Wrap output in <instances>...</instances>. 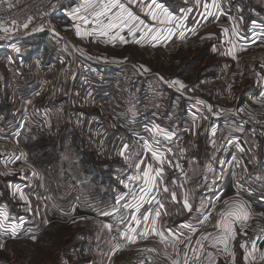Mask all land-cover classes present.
Instances as JSON below:
<instances>
[{
  "label": "crops",
  "instance_id": "crops-1",
  "mask_svg": "<svg viewBox=\"0 0 264 264\" xmlns=\"http://www.w3.org/2000/svg\"><path fill=\"white\" fill-rule=\"evenodd\" d=\"M121 2L144 21L142 30L133 35L127 28L113 29L107 35H101L96 31L98 25L92 22L93 10L81 8L85 0H73L64 4L60 10L62 22L57 23L56 30L58 51L49 56L45 47H42L41 61H36L37 54L26 59L29 56L25 57V54H33L34 51L30 46H21L19 43L21 39L37 35L36 33L24 30L23 38L18 39L14 37L12 30L0 28V69L5 68V77H0V131L3 129L8 132L17 127L21 131L23 120L27 121L24 118L26 108L35 105V112L40 113L41 110L51 118L54 129H62L58 138L59 142L64 143L63 139L67 135L65 118L67 113L72 112L69 105L76 102V109H72L76 116L96 120L97 129L92 131L105 135L106 144L99 145L98 148L118 151L116 156H110V161L107 160L110 168L108 175L98 169L100 163H97V168L93 166V173L84 176L80 172L73 175L43 173L42 176L35 177V185L26 193L21 189L24 187L23 181L6 168V174L0 175V211L7 212L8 219L0 217V222L5 225L4 229H0V255L7 251L8 246L25 244L28 264L35 263L39 251L43 255L39 264H141L136 252L138 247L144 245L160 249L172 260H179L180 264H184L185 252L188 264H264V260L260 259L264 255V239H259L244 228L251 217L264 218V128L246 126L237 118L238 101L242 94L239 86L244 79L238 72L236 78H233L235 83L232 84L230 80L234 73L222 72L227 65L234 68L240 66L244 55H247L253 59V68L264 74V0H215L218 7L212 6L213 0H156L157 4L172 14L171 23L152 20L149 11H159L152 0H138L131 4L128 0ZM205 4L209 5L207 11ZM146 5H151V9ZM78 8L81 11L74 17L73 13ZM112 11L116 12L117 9ZM80 17H87L89 22L85 23ZM67 22L72 23V31H65ZM104 22L107 23V20ZM77 25L82 32L91 34L77 35ZM168 29L172 30L171 33ZM224 29L228 30L227 33ZM157 30L162 38L153 40L151 37ZM145 32L148 33L147 36L144 35ZM47 34L43 40L50 37ZM120 37L124 39L121 40ZM70 43L82 59L81 62H67L65 59L63 50L66 49L65 44ZM87 44L91 47L87 48ZM205 46H210L206 48L213 50L217 56L213 63L215 67L210 71L208 68L204 77L195 79L187 76L195 52ZM181 48L192 50V62L184 60V65L174 67V74L164 73L161 63L157 66V60L145 63L136 61L132 55L134 49L147 52L152 58L157 54L167 53L170 54L168 58L177 63L174 55ZM200 52L206 53L205 50ZM254 76V79L247 81V87H254L247 91V105L251 104L252 98L256 104L264 105V102L255 99L257 91L264 85V77L261 78L259 72L257 75L254 73ZM3 80L4 88L10 95L3 92ZM72 80V88L67 87V83ZM173 81H180L185 87L180 88ZM83 84H88L85 92ZM215 88H222V92L219 91L220 97L218 96L221 102L235 101V104L232 107H227L226 104L219 106L218 111L209 110L212 105L206 94L214 96L209 91ZM252 90L256 93H252ZM6 100L10 105L9 120L7 109L3 108ZM247 105L239 108L252 110ZM81 106H89V109L81 111ZM260 112L264 115V111ZM207 114L210 115L211 123L206 120ZM184 125L192 128V136L186 134L192 143L189 142L184 147L181 160H177L169 152L161 151L163 149L159 145L154 147L163 153V165L150 152L145 153L140 160L141 173L147 169L148 164H152L153 169L162 168V175L156 180L159 187L149 194L155 199L150 203H143L139 212L131 209L125 221L124 232L128 231L129 226L134 228L135 232H129V235L135 236V242L122 235L121 244L117 246L105 231L104 213L111 211L113 198L117 204L122 201L132 203L131 192L138 193L144 184L143 179H140L131 192L126 188L114 193V183L120 182L125 188L128 178V171L120 155L123 146L134 137L145 138L151 143L156 134L155 126L176 135ZM210 131L214 135L213 140H209ZM205 138L213 144L209 145ZM110 139L114 143L109 142ZM202 139L205 141H201ZM230 139L240 140L245 164L256 186V192L239 187L238 190L246 195V200L237 194L229 174L219 165V150ZM78 147L79 153L75 156L82 155L80 144ZM58 151L59 160L65 163L63 149L59 148ZM104 154L101 151L100 155ZM1 164L3 165L2 161ZM51 168L53 165L47 164L43 170L48 172ZM57 171L63 170L58 168ZM82 179L97 184H92L94 189L86 193ZM69 185H74V189H66ZM96 187L101 196L110 197V203L108 200L98 201ZM164 187L168 188L167 192L163 191ZM40 192H44L45 199L38 198ZM21 194L27 199H22ZM70 196L75 200L73 206L67 208L65 201ZM185 199L191 205V210L185 206ZM82 201L88 202L89 208H83ZM234 203H243L250 215L244 222L235 224L236 236L227 240L228 250L224 251V244L216 242V238L222 235V229L214 225L219 222L220 214ZM156 211L161 213L158 218L155 216ZM146 214L149 215L147 222L143 221ZM133 215L141 221L140 224L131 219ZM17 225L13 235L12 227ZM185 225H191V228ZM66 226L72 233L55 240L56 235ZM153 228L155 232L152 231ZM146 229L149 234L145 238L142 233ZM157 233H163V241ZM208 233L212 235L201 241V248L196 241ZM71 239L75 241L70 242ZM56 242L57 246L63 248L51 253L47 247L50 248ZM213 243H216L215 247L212 246ZM253 244L255 250L252 248ZM41 245L49 251H46V256ZM193 249L196 251L193 252ZM249 252L252 253L251 256H248ZM209 253L212 254L211 259ZM17 256L18 252L12 251L10 258L14 260Z\"/></svg>",
  "mask_w": 264,
  "mask_h": 264
},
{
  "label": "rangeland",
  "instance_id": "rangeland-1",
  "mask_svg": "<svg viewBox=\"0 0 264 264\" xmlns=\"http://www.w3.org/2000/svg\"><path fill=\"white\" fill-rule=\"evenodd\" d=\"M71 24H69L67 22V27H65V29H66L65 31H67V30L72 31V29H74V27ZM57 29L58 28L56 27V30ZM33 33H36L37 35L40 33H43L42 36L46 35L45 33H49L50 37L43 40V38H41V35H38V36L37 35H34V36L29 35V36L25 37V39H21L19 42L21 46H30L31 49H33V51H34L33 54H29V55L25 54V57L29 56V57H26V59H28V58L31 59L33 56H36L35 54H37L38 59L36 61H41V57H42L41 49H42V47H45V52H46V54H49V56H53L55 54V52L58 51L57 48H58L59 43H57V41H58L57 40V38H58L57 33L53 36L48 31L43 32V31L37 30V32H33ZM47 35H46V37H47ZM47 45L49 46V48ZM38 46L40 48H37ZM65 47H66V49L63 51L65 53L64 57L67 60V62L70 61L73 63H79L82 61V59L79 58V55H77V53L75 52V48H74L72 43L65 44ZM86 47L90 48L91 45L87 44ZM206 47H210V46H205V47H203L204 49L201 48V49L197 50L198 52L196 51L197 53L195 52V56H193V60H192L193 64L191 65L190 69L187 71V73H186L187 76L192 77V78L195 77V79H196V77L197 78L204 77L205 71H206L205 73L207 74L208 70L210 71V69L212 67H215L213 65V63L216 61L217 56L213 53V50L208 49ZM105 50H106V52H108L107 49H105ZM201 50H205L206 53L200 52ZM210 51H212L211 52L212 54L210 53ZM47 52H49V53H47ZM132 52H133L132 53L133 58L136 61L145 62V63H154L157 60V66L161 63L162 71L164 73H167V74H170V73L174 74V67L179 68L181 65H184V62L186 60H188V62H192L191 56H190L192 53V50L190 48H181L177 52V54L174 55L177 58V63L171 61V59L168 58V57H170V54H167V53H160V54H157V56H153L154 58H152L151 55L147 52H140L136 49L132 50ZM208 53H210V54L208 55ZM207 55H208V58L205 59L207 57ZM252 60H253L252 58H248L247 55H244L243 63L240 66L235 67L236 69L232 65H227V67L222 70V72L227 71L229 73H234V76L230 80L231 81L230 83H232V84L235 83V79L233 80V78H236V74L238 72H239L240 76L244 79V81L241 83L244 88L242 89V85L239 86V89H241L242 94L239 97L240 102L238 101V107H237L238 109H241V108H239L241 106L243 108L244 105H247V103L249 102V100L246 98L247 94H248L247 91L254 88V87H247V84H248L247 81L254 79V77H255L254 73H255V75H257V72H259L261 74V78H262V76L264 77V74H262L263 71L255 70L253 68L254 66L252 64ZM256 67H258V66H256ZM3 69H5V68L1 67L0 77L4 78L5 77L4 76L5 70L3 71ZM188 79H191V78H188ZM73 82H74V80L69 81L67 83V87L72 88ZM3 85H4L3 86V88H4L5 87L4 80H3ZM230 86H231V84H230ZM87 87H88V84H83L82 88H83L84 92L87 91ZM232 88H235V86L232 85ZM219 91L222 92V88H220V89L215 88L214 90H210L209 92L215 94L214 96H210V95L206 94L207 99H209L210 104L212 105L211 109L213 111H218V109H220L219 106H225V104H226V106L228 105L227 107H232V104H235V101H232V103L230 101L221 102V99L218 98V96L220 97ZM3 92L9 93V95H10V92L8 90H6V88L3 89ZM259 92L260 91H257V93H256V92H253V90H252V93H256V95H257V97H255V99L257 101H263L262 98H258ZM228 99L230 100V98H228ZM86 101H88V100H86ZM75 105H76V102L73 103V105L72 104L69 105V109H71L72 112H69L70 114L67 113L68 116H67V118H65L66 119L65 125H66L67 135H66V139H63L64 143H62V141L59 142V138H58L59 133L61 132L62 129L61 128L59 130L54 129L52 127L51 118H49L50 122H51V126L48 127V125L46 123L47 119L45 117H43V116H45L44 113L41 110H40V113L35 112V110H37L35 105L34 106L31 105L30 107L28 106L29 108L28 107L26 108L27 113H26L24 118H27V122L31 123L33 125V127H35L36 129H35L33 135H29L31 137L27 136V137H24L22 139L20 136L19 140L21 141V144L24 142L27 149L30 150L32 148V152L34 154H36V156H37V154H38V156L40 154V153H38L39 147L45 146V145L48 146V147L46 146L47 147L46 149L48 150L47 156L44 155L40 159H37L35 157V159L33 158V160H32L30 158V156L28 155V157L39 167V169L44 174L49 173V172L50 173H57L58 172L61 174L73 175V174H77L80 172L84 176V175L93 173L94 172L93 168H95L97 166V163H100V166H99L100 168H98V169L100 171H102V173L108 175L110 172L109 171L110 168H109V163L107 162V160L110 161L111 160L110 158L116 156L118 154V151H116V150L104 151L103 149L98 148V147L106 144L105 135L102 133L98 135V134H96L97 132L92 131V129L94 131H96V129H97V127L95 126L96 120H90L86 116H81V118L76 116V114H75L76 112L73 111L74 109H76ZM247 106H250L252 108V110H250L248 108L246 110H250L258 116L261 114V116H259V117L261 118V120L264 121V115H262V113L260 112V110L264 111L263 110L264 109L263 104H259V103L256 104V102L253 101V98H252L251 104H249ZM88 107L89 106H86V107L81 106V111H84L83 109H86V108L89 109ZM26 109H24V110H26ZM103 109H106V107ZM258 109H260V110H258ZM41 115H43V116H41ZM20 118L22 120L24 119L22 117H20ZM19 119H18V121H19ZM238 119L241 121L242 124L249 126V125L245 124L240 117H238ZM22 120H20V122ZM206 120L209 123H211L210 115L207 114ZM25 121L26 120L24 119L22 122L23 125H24ZM23 125H21V127H23ZM17 129H18V127H17ZM17 129L14 128L8 132L6 130L1 129L0 137L7 136V134L14 132ZM52 135H54V136L52 137ZM206 140L209 142V145H211V143L213 144V142L209 141L210 139L208 140L206 138ZM109 142L114 143V140L110 139ZM191 143H192V141H191ZM24 144H22L23 147H24ZM79 144L81 147L80 151L82 152V155L81 156L80 155L75 156V154L79 153L78 152L79 151L78 150ZM58 146H60V147H58ZM59 148L63 149L62 153L64 155L65 163H62L63 161L59 160V151H58ZM101 151H102V153H105V154L100 155ZM110 154H112V155H110ZM32 157H33V155H32ZM1 161H2L4 166L1 164ZM111 163L112 162H110V164ZM47 164L53 165V168L49 169L48 172L43 170V168ZM93 166H95V167H93ZM13 167H14L13 164L7 162L5 159H3L0 156V175L6 174V168H8L9 173L16 174ZM58 168H62L63 171L62 172L57 171ZM225 173H227V172H225ZM140 174H141V171H140ZM116 182L114 183V193L120 192L121 190H125L126 188L128 191H130L133 188V186L130 187L127 184H125V188H123L122 185L120 184V182H118V183H116ZM81 183L83 184V187L86 190V193L89 191H92L94 189V187H92V184L93 185L97 184V183L90 182L89 180H85V179H82ZM73 187H74V185H69L66 189L72 190ZM101 189H104V187H102ZM97 191H98V188L96 187V195L98 196V198H97L98 201L103 202L105 200H108V202L110 203V201H111L110 197L105 198V195L101 196L99 192L97 193ZM38 198H39V195H38ZM92 199H94V196H92ZM74 200L75 199L72 196H70L69 198H67V201H65V203H66L65 206L67 208H71L73 206ZM116 204H117L116 199L113 198L112 208L116 207L115 206ZM82 206H83V208H89V204L86 201H82ZM112 208H111V210H112ZM108 211L110 212V210H108ZM106 216H108V215H106ZM70 233H72V232L70 231L68 226H66V228H64V229L62 228L60 230V232L56 235L55 240H57L59 237H64L65 235L70 234ZM67 241H69V240H67ZM41 246L43 247V250H45L44 251L45 256H46V251H48V250H50L51 253H53L58 248H60V249L63 248L62 246H57V242L55 244H51L50 248L47 247L48 250H46L45 246H43V245H41ZM64 247H66V246H64ZM140 247H142V246H140ZM140 247L137 248V251ZM26 250L27 249H26L25 244H23V245L17 244L16 246H8L7 251L4 252L5 255H4V253H2L0 255V259L7 261L8 264H28L29 262L25 257ZM12 251L18 252V256L14 260H13V258H10ZM48 253H49V251H48ZM6 255H8V257ZM136 255H137V252H136ZM42 257H43L42 252L39 251L37 253L36 261L34 264L41 263Z\"/></svg>",
  "mask_w": 264,
  "mask_h": 264
},
{
  "label": "built area",
  "instance_id": "built-area-1",
  "mask_svg": "<svg viewBox=\"0 0 264 264\" xmlns=\"http://www.w3.org/2000/svg\"><path fill=\"white\" fill-rule=\"evenodd\" d=\"M73 0H2L0 2V28L9 29L13 31L14 37L23 38L24 30L31 32L48 31L56 34L57 23L62 22L60 10L62 6ZM30 21V22H29ZM27 23L28 27L25 28L24 24ZM258 98H262L264 102V85L261 88ZM212 110V109H211ZM47 120L48 127L51 126L49 117L44 114ZM237 118L240 117L243 122L252 127L264 128V121L250 110L237 109ZM42 117V118H43ZM27 119V118H26ZM20 128L16 131L7 134V136L0 137V156L7 162L14 165L16 175L23 181L24 187L22 191L26 193L28 189L35 185V177L42 176V171L39 167L28 157L26 149L22 146L20 137ZM192 128L190 125H184L182 130L173 135L171 140L165 139L163 136L154 135L155 139L160 141L159 146L163 152H169L177 160L182 159L184 147L191 141ZM214 135L212 131L209 132V139L213 140ZM146 140L145 138H134L133 140L125 143L128 146V151L125 155H121V159L125 168L128 171V178L125 184L130 187L134 186L139 180H131L133 175H140V168L137 169L135 165L140 163V160L145 156L148 151L142 147ZM241 142L237 139H230L219 150V165L230 176L231 183L237 194L246 200V195L239 187H244L251 192H256V186L251 179V173L245 164L242 152ZM124 147V146H123ZM123 150V148H122ZM121 150V151H122ZM125 156L130 159L126 160ZM39 199H45L44 192L39 193ZM129 204L122 201L116 205L106 218H103V225L107 234L117 243L121 244L120 239L124 232V224L130 215L131 208H125L123 205ZM112 225L109 229L105 225ZM244 228L249 229L259 239H264V218L260 216H253L249 221L244 224ZM154 249V251H151ZM137 257L141 264H172V259L165 255L162 251L149 246H142L137 251ZM0 264H8L7 261L0 259Z\"/></svg>",
  "mask_w": 264,
  "mask_h": 264
},
{
  "label": "snow or ice",
  "instance_id": "snow-or-ice-1",
  "mask_svg": "<svg viewBox=\"0 0 264 264\" xmlns=\"http://www.w3.org/2000/svg\"><path fill=\"white\" fill-rule=\"evenodd\" d=\"M0 2H2V0H0ZM134 2H138V0H128L129 4L134 3ZM197 2H199V0H197ZM152 4L155 5L156 9H159V11H156V10L149 11L148 14L151 16L152 20L158 21L159 23H171L172 22V14L168 12L167 9L163 8V6L160 4H157L156 0H152ZM212 6L218 7V5L215 4V0H213ZM146 7L151 9V5H146ZM204 7H205V10L207 11V9L209 8V5L205 4ZM81 8H83L84 10L91 8L93 10L91 13L93 17L92 22L98 25V28L96 29V31H99L101 35H107L108 32L113 29L123 30L124 28H127L130 33L135 35L137 31L142 30L141 25L144 24V21L141 20L137 15H135L129 7H127L124 3L121 2V0H85V3L81 6ZM113 9H117V11L113 12L112 11ZM80 11H81L80 8L76 9L73 13V16L75 17L76 13ZM110 13L111 15H109ZM208 14L212 15L211 12H208ZM80 19H82L85 23L89 22L87 17H80ZM105 19L107 20V23L104 22ZM24 27L27 28L28 24L25 23ZM4 30L7 31V29H4ZM149 31L151 30L149 29ZM171 31H172L171 29H168L169 33H171ZM227 31H228L227 29H224L225 33H227ZM76 32H77V35L86 36V35L91 34L88 32H82L79 25L76 26ZM144 35L147 36L148 33L145 32ZM151 38L153 40L162 38L160 31L157 30L152 35ZM120 39L123 40L124 38L120 37ZM137 43H139V41H137ZM17 51H19V49H17ZM173 84L179 85L180 88L185 87V85L180 81H173ZM201 103H203V101H201ZM209 110H211L210 106H209ZM154 131L157 135L163 136L167 140H171L174 135V133L166 131L165 129H162L159 126H155ZM212 131L214 134L215 129H213ZM159 144H160V141L158 139H155L154 137L151 143L148 141H145L142 147L146 149L148 152H150L153 158L159 161L161 165H163L165 162L163 153H161L157 147H154V145H159ZM127 151H128V146L124 145L123 150L121 151L120 155L124 156L125 152ZM168 151L170 152L171 149H168ZM125 159L128 160L130 159V157L125 156ZM169 163L171 162L169 161ZM135 167L139 169L140 163H137ZM161 175H162V168L153 169V165L148 164L147 169L144 170L140 175H133L132 177H130L131 180L143 179L144 184L140 187L138 193L131 192L130 190L131 195H132V203L125 204L123 205V207L131 208V209H134L135 212H139L140 208L143 206V203L145 202L150 203L152 200H154L155 197L150 196L149 194L153 191V189H156L159 187L156 180H157V177H161ZM163 191L167 192L168 188L164 187ZM174 196L175 194L173 193V198ZM21 198L27 199L26 197L23 196V194H21ZM121 199H123V197H121ZM184 203H185V206L188 207L189 210H191V205L188 204L187 199H185ZM160 207H163V205H160ZM104 214L109 215L110 213H104ZM160 215H161L160 211L155 212V216L157 218ZM249 215L250 213L246 210V207L243 203H234L232 205H229L227 209L220 214L221 218L219 222L216 225H214V227L218 229H222V235L216 238V242L224 244V251L228 250L227 240L234 239L236 236L235 224L238 222L239 223L244 222L245 220L248 219ZM0 217H2L3 220H7L8 219L7 212L0 211ZM131 219L135 221L136 224H140L141 222L140 220L136 218L135 215H133ZM148 220H149V215L148 214L144 215L143 221L147 222ZM17 227L18 225L12 227L13 235H15ZM105 227L111 229L112 225L111 224L105 225ZM185 227L191 228V225H185ZM4 228H5V225L2 222H0V229H4ZM152 231L155 232V229L153 228ZM129 232H135V229L129 226L128 231L122 233V235L126 236L131 242H135V239H136L135 236L129 235ZM148 234L149 233L147 229L145 230L144 233H142V235L145 238L147 237ZM157 234L161 236V240L163 241L164 239L163 233H157ZM211 235H212L211 233L202 235L201 239L197 240L196 243L200 245L201 248H203V244L201 243V241L207 239ZM212 246L215 247L216 243H213ZM0 247H2V245H0ZM241 247H245V245H241ZM252 248L253 250H255V244L252 245ZM151 251H154V249H152ZM195 251L196 250L193 249V252ZM251 255L252 253L249 252L248 256H251ZM211 256L212 254L209 253L210 259H211ZM184 257H185L184 264H188L187 252L184 253ZM194 258L198 259V257H194ZM245 259H247V256L245 257ZM260 259L264 260V255H261ZM172 264H180V262L179 260H173Z\"/></svg>",
  "mask_w": 264,
  "mask_h": 264
},
{
  "label": "trees",
  "instance_id": "trees-1",
  "mask_svg": "<svg viewBox=\"0 0 264 264\" xmlns=\"http://www.w3.org/2000/svg\"><path fill=\"white\" fill-rule=\"evenodd\" d=\"M46 35H47V33H45ZM46 35H43V36H41V38H45L46 37ZM48 46V45H47ZM49 47V46H48ZM37 48H40L39 46L37 47ZM9 107H10V105L7 103V100L5 101V103H4V105H3V108H5V109H7V115H8V117H7V120H9L10 118H11V115H10V112H9ZM35 127H33V125L31 124V123H29V122H27V121H25V123H24V125H23V127H22V129H21V132H20V136H21V138L23 139L24 137H31V136H29V135H33V133H34V131H35ZM206 139V138H205ZM205 139H202V141H205ZM22 144H24V142L22 143ZM47 145H45V146H41V147H39V152L38 153H40L39 154V156H38V154H37V156H36V154H34L33 152H32V148L29 150V149H27V147L25 146V144H24V147H25V149L27 150V153H28V155L30 156V158L33 160V158L35 159V157L37 158V159H40V158H42L44 155H46L47 156V152H48V150L46 149L47 147H46ZM38 151V150H37ZM32 155H33V157H32ZM72 241H75L74 239H71L70 240V242H72Z\"/></svg>",
  "mask_w": 264,
  "mask_h": 264
}]
</instances>
